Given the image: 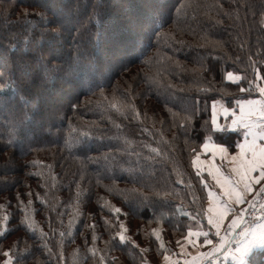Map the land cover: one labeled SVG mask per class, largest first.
I'll use <instances>...</instances> for the list:
<instances>
[{"label":"trees","instance_id":"trees-1","mask_svg":"<svg viewBox=\"0 0 264 264\" xmlns=\"http://www.w3.org/2000/svg\"><path fill=\"white\" fill-rule=\"evenodd\" d=\"M253 62L264 0H0V264H162L204 217L201 144L242 137L212 102L259 96Z\"/></svg>","mask_w":264,"mask_h":264},{"label":"crops","instance_id":"crops-1","mask_svg":"<svg viewBox=\"0 0 264 264\" xmlns=\"http://www.w3.org/2000/svg\"><path fill=\"white\" fill-rule=\"evenodd\" d=\"M260 98L259 94L249 99ZM217 107L219 114L215 128L239 131L242 137L234 151L213 152V156H219L213 164L222 171L207 163L213 157L201 147L198 157L202 159L196 161L195 166L206 184L208 200L204 217L196 220L194 230L187 236L190 244L183 238L173 252L164 255L168 260L163 257L162 264H185L186 261L192 264L194 260L196 264L208 261L212 264H249L250 257L264 249V221L237 232L231 241L226 234L229 225L239 228L242 224L240 209L249 204L264 185V100L245 101L234 108L224 106L223 110L220 104ZM180 244L184 245L183 250ZM198 249L202 257L199 260L196 259ZM203 253L209 255L203 256Z\"/></svg>","mask_w":264,"mask_h":264},{"label":"snow or ice","instance_id":"snow-or-ice-1","mask_svg":"<svg viewBox=\"0 0 264 264\" xmlns=\"http://www.w3.org/2000/svg\"><path fill=\"white\" fill-rule=\"evenodd\" d=\"M25 15L26 16H28V15H36L39 19H43L44 18L43 14L42 13H39V12L38 13H34V14L33 13H27L26 12ZM154 16L155 17H160V16H162V13L159 10H156L154 12ZM53 31L55 32V30H53ZM253 72L255 74L254 75V79L248 81L247 88L241 87L240 88V91L241 92H245V91L258 90L261 98L260 99L237 100V101H235L237 107H240L241 104L244 103L245 101H249V100H251V101L264 100V74H261L260 69H258V68L255 67V62H253ZM226 79L229 82H232V83H235V84L239 85L240 82H241V80H242V77L239 76V75H235L233 72L229 71L226 74ZM256 80H260V81H262V83H259L258 84V83H256ZM5 95H6V93H5ZM218 103H219L218 101H213L212 102V106H211V112H212L213 107L216 108L217 117H218V114H219V110H218V107H217ZM223 108H224V106L222 104H220V109L223 110ZM229 116H231V113H229ZM19 122L20 123H23V119H21ZM211 124H212V122H211ZM219 124L220 123H218V120H217V125H219ZM215 129H216L217 132H222L223 131V128L222 127H219V126H217ZM205 141H207V142H205ZM235 144H234V147H235ZM201 145L207 150V154L213 157L212 160L211 161H207V163L209 165H213V167H214L215 170L222 171L221 170L222 168H217L216 167L217 166L216 163L213 164V162L216 161L217 157H219L218 155L217 156H213V152L220 153L224 149H228L229 150L228 144H226V143H218V142L214 141L211 136H208L203 141V143ZM200 159H202V158L201 157H198L197 158V162H199ZM115 211L116 212H120L121 209L117 208V209H115ZM123 227L124 226L121 225V228H123ZM61 235H63V234H61ZM118 239L121 242H124L125 241V236L123 234H119ZM156 239L157 240L160 239L158 233H157ZM185 240H186V242L188 241L187 236L185 237ZM188 244H190V243H188ZM161 247H163V243H161ZM180 247L183 250L184 245L183 244H180ZM10 252H11V249H9L8 251H5L4 252V256L6 257V259L4 261V264H13V260H12V256L10 255ZM185 254H187V253H185ZM202 255L203 256H207L209 254L208 253H203ZM164 258H165V260H168V256H165ZM196 259L197 260L202 259L201 254L199 253V249H198V255H197V258ZM185 264H189V262L186 261ZM192 264H196V260L192 261Z\"/></svg>","mask_w":264,"mask_h":264},{"label":"built area","instance_id":"built-area-1","mask_svg":"<svg viewBox=\"0 0 264 264\" xmlns=\"http://www.w3.org/2000/svg\"><path fill=\"white\" fill-rule=\"evenodd\" d=\"M242 215V224L238 229H235L233 225H229L226 228V234L229 237V241L237 232H244L249 226L264 221V185L255 194L251 202L240 209ZM205 264H212L208 261Z\"/></svg>","mask_w":264,"mask_h":264},{"label":"rangeland","instance_id":"rangeland-1","mask_svg":"<svg viewBox=\"0 0 264 264\" xmlns=\"http://www.w3.org/2000/svg\"><path fill=\"white\" fill-rule=\"evenodd\" d=\"M211 262V261H210Z\"/></svg>","mask_w":264,"mask_h":264}]
</instances>
